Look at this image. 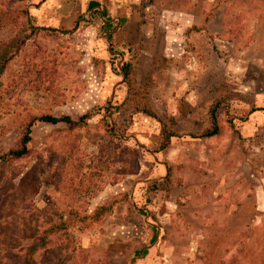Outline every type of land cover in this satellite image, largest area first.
Wrapping results in <instances>:
<instances>
[{
  "label": "rangeland",
  "instance_id": "1",
  "mask_svg": "<svg viewBox=\"0 0 264 264\" xmlns=\"http://www.w3.org/2000/svg\"><path fill=\"white\" fill-rule=\"evenodd\" d=\"M100 1L123 38L88 0H0V155L89 114L0 162V264L52 223L33 264H264V0Z\"/></svg>",
  "mask_w": 264,
  "mask_h": 264
},
{
  "label": "trees",
  "instance_id": "2",
  "mask_svg": "<svg viewBox=\"0 0 264 264\" xmlns=\"http://www.w3.org/2000/svg\"><path fill=\"white\" fill-rule=\"evenodd\" d=\"M6 62L7 60L0 61V72L4 69ZM122 71L125 74H128L129 64H125V66L122 67ZM139 110L147 115L156 117V115H154V113L150 110L148 106L141 107ZM88 116H89L88 113L83 114L80 117H78L77 120H73L69 115L54 116L51 114H41V115L33 117L32 120L24 128V132L22 134L19 144L16 147L11 148L7 152L0 155V162H8L11 160H16V159L23 157L24 155L28 153L29 151L28 143L31 139L32 124L34 121H41V122L50 123V124H56V123L62 122V123L68 124L69 126H77L79 123L84 122ZM218 122L219 121L216 115V109L213 108L211 110L212 127L210 129H206L204 132V135L213 136V135L218 134L220 132V126ZM105 131L108 134L112 135V130L108 126H106ZM160 138L164 140L165 137L163 136L162 138V136L160 135ZM169 141H170V137L167 136L165 138L164 143L162 144V147L166 146L169 143ZM101 210L103 211L105 210V208L102 207L96 210V216L101 212ZM62 225L63 224L57 225L56 223H52L51 225H49V227L41 231L40 239L38 240L39 236H36L34 239V242L30 243L28 250H27V258L21 264H33L32 259H33L34 254L40 251L41 249L45 248L46 245L51 242V239H47L48 238L47 236L49 234L52 236L55 235L58 232L60 226ZM145 252L146 250L142 251L143 254Z\"/></svg>",
  "mask_w": 264,
  "mask_h": 264
},
{
  "label": "crops",
  "instance_id": "3",
  "mask_svg": "<svg viewBox=\"0 0 264 264\" xmlns=\"http://www.w3.org/2000/svg\"><path fill=\"white\" fill-rule=\"evenodd\" d=\"M115 2L112 1V3ZM88 6H91V10L96 9L97 13H98V17L100 18L101 22L104 24V27L101 31V33H104L106 35V37H110V35H112V38H114L115 34L116 36H120V38H123L126 33L128 32V25H126V19L127 17L132 14V10L131 7L129 5V3H127V5L125 4V7H112L109 4H103L100 0H88L87 2ZM106 7V8H105ZM94 10V11H96ZM107 10H110V13L112 12V15H107L106 12ZM93 11V12H94ZM104 13L105 16H108V19H104ZM109 13V12H108ZM114 13V15H113ZM125 25L122 27L120 26V24H124ZM121 29V31H120ZM112 76H114L112 74ZM114 87V84L112 83V89ZM113 92V91H112ZM156 140L157 141H162V139L160 138V135H156Z\"/></svg>",
  "mask_w": 264,
  "mask_h": 264
},
{
  "label": "built area",
  "instance_id": "4",
  "mask_svg": "<svg viewBox=\"0 0 264 264\" xmlns=\"http://www.w3.org/2000/svg\"><path fill=\"white\" fill-rule=\"evenodd\" d=\"M114 55H117V54H114ZM121 64H122L121 60H119V62L117 60L114 61V66H116L117 68H120Z\"/></svg>",
  "mask_w": 264,
  "mask_h": 264
}]
</instances>
